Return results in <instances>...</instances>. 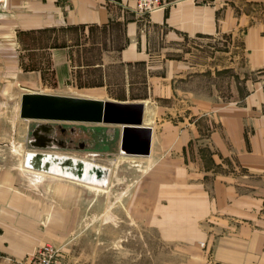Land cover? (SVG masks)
Listing matches in <instances>:
<instances>
[{
	"label": "crops",
	"instance_id": "obj_1",
	"mask_svg": "<svg viewBox=\"0 0 264 264\" xmlns=\"http://www.w3.org/2000/svg\"><path fill=\"white\" fill-rule=\"evenodd\" d=\"M134 7L0 0V115L23 92L143 104L155 182L134 200L141 221L219 264H264V0ZM20 180L0 163V254L18 259L47 243Z\"/></svg>",
	"mask_w": 264,
	"mask_h": 264
},
{
	"label": "rangeland",
	"instance_id": "obj_2",
	"mask_svg": "<svg viewBox=\"0 0 264 264\" xmlns=\"http://www.w3.org/2000/svg\"><path fill=\"white\" fill-rule=\"evenodd\" d=\"M0 121V163L20 172L21 188L39 205L40 235L60 248L61 264H219L206 242L165 239L141 221L134 200L150 192L154 161L120 152L119 125L24 120L11 105ZM39 123L49 126L46 132L37 131ZM43 132L46 142H40ZM29 152L73 156L106 167L108 183L97 187L28 168L24 159ZM26 256L0 254V264H25Z\"/></svg>",
	"mask_w": 264,
	"mask_h": 264
},
{
	"label": "water",
	"instance_id": "obj_3",
	"mask_svg": "<svg viewBox=\"0 0 264 264\" xmlns=\"http://www.w3.org/2000/svg\"><path fill=\"white\" fill-rule=\"evenodd\" d=\"M143 104L40 92H23L19 117L24 120L102 123L122 126L121 147L148 156L151 127L142 125Z\"/></svg>",
	"mask_w": 264,
	"mask_h": 264
},
{
	"label": "bare ground",
	"instance_id": "obj_4",
	"mask_svg": "<svg viewBox=\"0 0 264 264\" xmlns=\"http://www.w3.org/2000/svg\"><path fill=\"white\" fill-rule=\"evenodd\" d=\"M123 148L121 147V153L130 155ZM24 164L28 168L32 169L33 167L43 173H52L58 177L73 179L97 187H104L109 179L106 167L73 156L47 152H29L25 156Z\"/></svg>",
	"mask_w": 264,
	"mask_h": 264
},
{
	"label": "built area",
	"instance_id": "obj_5",
	"mask_svg": "<svg viewBox=\"0 0 264 264\" xmlns=\"http://www.w3.org/2000/svg\"><path fill=\"white\" fill-rule=\"evenodd\" d=\"M170 0H135L133 10L140 14H149ZM203 246L204 243L201 242ZM60 248L54 244L45 243L25 257V264H61Z\"/></svg>",
	"mask_w": 264,
	"mask_h": 264
}]
</instances>
